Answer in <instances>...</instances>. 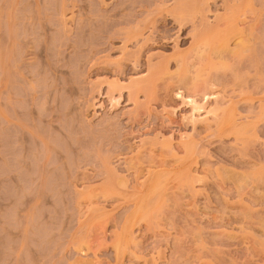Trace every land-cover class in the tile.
<instances>
[{"label": "rangeland", "instance_id": "374dc122", "mask_svg": "<svg viewBox=\"0 0 264 264\" xmlns=\"http://www.w3.org/2000/svg\"><path fill=\"white\" fill-rule=\"evenodd\" d=\"M0 264H264V0H0Z\"/></svg>", "mask_w": 264, "mask_h": 264}]
</instances>
